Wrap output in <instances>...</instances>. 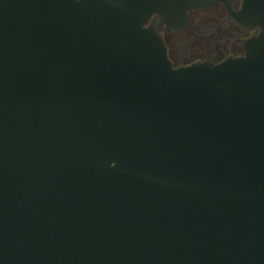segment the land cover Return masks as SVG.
<instances>
[{
  "label": "water",
  "instance_id": "95a60500",
  "mask_svg": "<svg viewBox=\"0 0 264 264\" xmlns=\"http://www.w3.org/2000/svg\"><path fill=\"white\" fill-rule=\"evenodd\" d=\"M148 14L0 0V264H264V0L218 64Z\"/></svg>",
  "mask_w": 264,
  "mask_h": 264
},
{
  "label": "flooded vegetation",
  "instance_id": "af4514ba",
  "mask_svg": "<svg viewBox=\"0 0 264 264\" xmlns=\"http://www.w3.org/2000/svg\"><path fill=\"white\" fill-rule=\"evenodd\" d=\"M149 12L143 26L162 34L175 68L195 62L221 63L245 54L244 42L259 32L237 19L243 0H144ZM171 12L166 16L165 12Z\"/></svg>",
  "mask_w": 264,
  "mask_h": 264
}]
</instances>
